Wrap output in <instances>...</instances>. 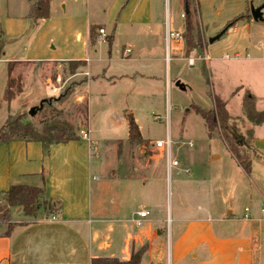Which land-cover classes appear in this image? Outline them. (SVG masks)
I'll use <instances>...</instances> for the list:
<instances>
[{
    "label": "rangeland",
    "instance_id": "rangeland-1",
    "mask_svg": "<svg viewBox=\"0 0 264 264\" xmlns=\"http://www.w3.org/2000/svg\"><path fill=\"white\" fill-rule=\"evenodd\" d=\"M21 1L0 0V29L3 28L2 15L8 14L10 4L19 5ZM187 3L185 0L183 3L182 0H169L171 16L179 23V31L183 32L186 18H180V14L187 13L188 5L194 26L193 38L202 52L206 50L212 58L208 65L201 60L189 65L188 58H196L201 51L197 49L185 56L182 40L176 41L177 44L172 41L170 61L161 67V73L157 65L149 67L157 71L155 79L133 76L130 80L124 78L112 83L107 78L92 81L88 93L87 87L82 92L88 101L84 98L80 101L76 90L80 83L66 81L67 75L58 67L60 64L46 63L49 56L67 57L70 44V40H64V34L60 37L54 33V24L59 20L54 13L59 11V16L61 11L58 0H50L52 17L23 21L24 26L16 28L20 29L17 35L1 36L0 58L14 53L23 55L38 35L44 31L46 34V49L39 54L42 62L11 65L8 81L13 82L10 86L13 91L19 85L22 88L10 103L11 120L23 116L25 123H30L39 133L46 126L66 122L78 136L79 146H84V155L80 151V166H84L85 172L87 166H93L90 179L97 177L100 181L103 170L110 168L130 180L141 181L146 174L141 166L146 160L134 155L138 145H131L128 141L131 115L147 145L146 159L150 166H154L151 178L156 183L151 191L156 194L153 196L157 202L156 211L159 215H166L165 227L170 221L168 213L174 212L177 201L193 209L205 202V205L213 203V209L220 204L233 211L236 217L243 216L244 209L248 208L250 216L257 219L255 225L262 235L256 264H264V125L256 128L246 124L242 127V132L250 128L254 139L250 147L237 150L219 127L209 133L203 118L197 113L198 108L211 109L213 96L226 104L229 116L241 117L247 92L255 97L256 109L264 111V9L263 21L254 22L251 18L253 25L250 28L237 21L235 27L238 32L234 33V27L230 25L239 16L250 14L251 6L264 5V0H187ZM76 6V13H80L77 17L81 20L75 19L74 23L81 25V16L86 15V0H76ZM94 17L96 24L105 26L110 19L101 13ZM227 28L229 33L225 32ZM215 37L219 38L209 43ZM236 39L238 42L235 44ZM104 48L108 49V45ZM153 53H158V50ZM236 54L240 59L234 58ZM136 65H131L130 69L134 66L147 68L145 63ZM56 77L61 78L64 86L61 91L54 92L52 85ZM177 82L184 86L183 90L175 85ZM42 100H46L43 109L29 116V110ZM87 108L92 130L88 142L80 138V132L87 129L88 114L84 113ZM116 114L123 118L122 122H116ZM166 139L171 142V159L179 163L177 170L187 169L189 174H176V170H172L171 175H167V157L155 148L157 141ZM96 154L99 155L97 158ZM136 169H139L138 173ZM96 200L91 190V207L100 203ZM79 204L83 205V202L79 201ZM87 205L85 197L86 210ZM22 214L20 207L11 208L12 219L22 218ZM161 263L170 264L167 257Z\"/></svg>",
    "mask_w": 264,
    "mask_h": 264
},
{
    "label": "crops",
    "instance_id": "crops-1",
    "mask_svg": "<svg viewBox=\"0 0 264 264\" xmlns=\"http://www.w3.org/2000/svg\"><path fill=\"white\" fill-rule=\"evenodd\" d=\"M168 1L86 0V15L81 16V25H76L75 19L81 20L77 17L80 13H76V0H58L61 14L54 13L59 18L54 24V33L60 37L64 34V40H70V44L67 57L49 56L46 63L60 64L58 67L67 78L68 62L85 63L70 76V81L80 83L76 88L80 101L82 98L88 101L82 92L87 87L88 93L92 81L107 78L112 83L124 78L130 80L133 76L155 79L157 71L149 67L157 65L160 74L161 67L170 61L172 41H175L173 44L179 41L166 42V25L181 32L179 23L171 16ZM10 6L8 14L2 15L1 27L4 35L14 37L20 32L16 28L24 26L23 21L35 19L28 17L29 0ZM97 13L110 18L106 26L96 24L94 16ZM250 20L239 21L250 28L253 25ZM235 24L233 32L237 33ZM91 27H95L93 45L89 44ZM99 29H104V39ZM45 38L44 31L34 39L25 55L14 53L0 58V126L11 116L10 104L8 106L4 100L9 65L42 62L39 54L46 49ZM237 42L236 39L235 44ZM182 44L184 48L183 40ZM155 50L158 53H153ZM209 58L204 61L206 65L212 60ZM234 58L240 59V55ZM136 63H145L147 68L139 69ZM131 65L136 66L130 69ZM87 114V128L90 129L89 108ZM114 119L117 123L123 121L117 114ZM80 143L79 140L71 141L48 148L32 141L0 143V194L18 185L42 188L45 200L53 201L60 210L56 216L41 209L35 219L24 214L22 218L12 219L10 209V224L14 226L9 235L8 225L0 223V264H91L95 258L127 261L132 252L144 247L146 251L140 264H162L166 257L170 264H256L262 235L255 225L257 219L250 216L248 208L244 209V212L248 209L247 213L236 217L233 211L220 204L213 209V203L205 205V202L204 207L198 205L193 209L177 201L174 212L168 213L170 221L165 227L166 215L156 211L157 202L153 197L156 194L151 191L156 181L151 178L154 166L146 159L147 147H136L134 154L146 160L141 166L146 172L141 181L130 180L110 168L103 170L99 181L97 177L90 179L93 166H87L86 172L84 166H80V151L84 155V146H79ZM91 190L97 197L96 202L100 201L92 207L89 204ZM141 212L148 214L141 218L138 215Z\"/></svg>",
    "mask_w": 264,
    "mask_h": 264
},
{
    "label": "trees",
    "instance_id": "trees-1",
    "mask_svg": "<svg viewBox=\"0 0 264 264\" xmlns=\"http://www.w3.org/2000/svg\"><path fill=\"white\" fill-rule=\"evenodd\" d=\"M33 0H29L31 2ZM187 3V0H185ZM188 4V3H187ZM187 13L185 15L184 30L182 32V39L184 43V55L187 56L190 53L196 51L202 52V48L193 38L194 26L190 18L189 7L186 5ZM50 11V0H35L29 8L28 17L34 19H47ZM251 19L250 14L242 15L236 18L232 23H236L239 20ZM230 24V25H233ZM228 30V28H227ZM226 30V31H227ZM95 27L90 28V45L94 44ZM3 31L0 29V41L2 40ZM11 63L8 68V74L11 72ZM69 71L68 76L74 75L77 69L84 66L82 61L68 62ZM13 80H9L4 93V100L9 106L12 100L22 92V88L19 85L18 88L13 91L11 88ZM61 100V98H60ZM59 101V100H58ZM213 105L211 109H197V113L203 118L207 130L210 133L212 129L219 127L225 137L230 143L239 149H246L253 143L254 133L251 129L243 131L246 124L253 126H261L264 124V111H258L255 107L256 99L249 92L245 93L242 108L243 116L231 117L225 109L226 104L212 96ZM43 109V108H42ZM87 114V109L84 111ZM16 140L32 141L40 143L43 148L53 144H65L71 141H78L74 129L63 122L62 125L46 126L42 133H39L30 123H25L23 116H18L11 120V116L8 117L5 124L0 128V143H9ZM128 141L131 145H147L143 142L140 136L138 126L130 121L129 124V138ZM44 191L42 188H34L24 185L12 186L2 195V201L0 202V223L8 225L7 235L10 234V229L14 225L10 224V209L13 207H20L25 217L37 218L41 209H46L50 216H56L60 213L59 208L54 206L53 201L45 200ZM3 203V206H1ZM57 205L58 203L55 202ZM146 248H142L136 252H132L131 257L127 261H119L117 259L108 258H95L92 259L91 264H140L143 254Z\"/></svg>",
    "mask_w": 264,
    "mask_h": 264
},
{
    "label": "built area",
    "instance_id": "built-area-1",
    "mask_svg": "<svg viewBox=\"0 0 264 264\" xmlns=\"http://www.w3.org/2000/svg\"><path fill=\"white\" fill-rule=\"evenodd\" d=\"M185 15H186L185 12L181 13L180 18H184ZM98 33L103 39L106 37L104 29H99ZM165 40H166V42H169L170 40H183L182 39V32H179V33L175 32L169 28V25H166ZM227 58H228V56H227ZM209 59L210 58L208 56L207 51L203 50V52L198 54L196 58H188L187 61H188L189 65H194L196 60H201V61L207 62V61H209ZM84 76L88 77V73H85ZM71 79L72 78L69 77L66 81H70ZM54 83L55 84L52 85V90L54 92L61 91V89H63V86H64L63 83L64 82L61 80L60 77H56ZM90 135H91V131L89 128L80 132V138L84 141H87V142L90 141ZM190 147H191V145H190ZM155 148L158 151H160L161 153H164L166 155V157H167V173L169 176L171 175L172 170H176V174H179V173L189 174L190 171L187 169L177 170L179 168V163L176 160L171 159V142L169 139L157 141L155 143ZM262 211L264 212V210H262ZM245 212L247 213L248 209H246ZM147 214H148L147 212H141L138 215H139V217L143 218Z\"/></svg>",
    "mask_w": 264,
    "mask_h": 264
},
{
    "label": "water",
    "instance_id": "water-1",
    "mask_svg": "<svg viewBox=\"0 0 264 264\" xmlns=\"http://www.w3.org/2000/svg\"><path fill=\"white\" fill-rule=\"evenodd\" d=\"M263 9H264V5L259 6L257 8H254L253 6H251L250 8V16L253 19L254 22H259V21H263ZM187 11V10H186ZM217 38L219 37H215L213 39H210L209 43H213L215 40H217ZM177 87H179L180 89H184V86L181 85L179 82H177L175 84ZM46 102V100H42L40 102V104L38 106H34L29 110V116H34L37 111L41 110L43 108L44 103ZM130 119H132V116H129Z\"/></svg>",
    "mask_w": 264,
    "mask_h": 264
}]
</instances>
